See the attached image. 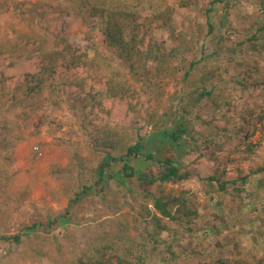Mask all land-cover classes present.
Masks as SVG:
<instances>
[{
    "label": "trees",
    "instance_id": "obj_1",
    "mask_svg": "<svg viewBox=\"0 0 264 264\" xmlns=\"http://www.w3.org/2000/svg\"><path fill=\"white\" fill-rule=\"evenodd\" d=\"M66 1L70 3L71 11L80 14L88 26L86 35L92 42L93 51L99 53L94 40L98 32L104 40L106 56L124 61L129 76L135 82L140 81L151 63L156 64L155 73L158 75L169 70L172 62L179 65L180 68L173 70L179 77L180 89L169 99L162 124H155L152 114L149 121L157 131L172 129L168 136L170 145L179 149L185 139L188 155L203 157L208 149L219 145L220 139L232 142L247 137L252 124L246 120L240 126L236 124L233 118L236 112L229 95H234L236 91L264 90V76L260 69L252 66H248V72L243 75H229L233 58L245 47H250L254 53L264 54V14L257 20L256 28L251 29V35L244 41L236 42L231 39L232 33H237V30L229 20V13L218 17L213 9L216 3L223 0H213L209 8L204 7L207 0H172L177 10L203 14L204 24L196 22L197 27L190 31H177L174 26L176 10L170 9L167 0ZM262 1L261 9L264 11ZM3 7L0 2V11ZM59 18L50 16L45 22L47 34H42L41 38L33 32L31 38L34 37L39 50L43 51L42 39H46L48 33L53 34L52 27ZM218 18L217 25L215 20ZM162 32L178 40L169 54L152 42ZM200 40L201 49L194 50L190 45H196ZM146 41H149L148 45ZM61 42L67 45L63 38ZM209 43L213 57L208 59L205 49ZM26 46L27 42L25 49ZM13 50L11 46L0 43V57L13 53ZM67 53H70L69 48L62 52L45 53L41 69L25 74L24 79L13 87H8L4 75H0V127L19 130L25 126L39 130L43 124H35L33 118L36 114L46 110L54 113L62 111L66 90L61 89L58 68L68 66L70 60L65 56ZM223 64H226L225 68ZM104 70L108 78L106 90L100 94L103 99L136 93L128 80L108 61ZM90 99L93 101L95 97ZM224 110L226 113H223ZM258 120L263 123L264 112ZM79 126L83 136L77 134V140L70 139L67 145L73 150L70 158L79 172L76 186L80 188L79 192L74 191L68 196L67 208L70 209L92 190L98 194L101 207L93 208L87 218H79L78 228H69L62 237H41L36 240L38 245L35 248H15L14 252L25 254L34 263L48 260L53 264H264V250L259 252L260 258L257 257L259 254L249 258L225 257L227 246L223 243L220 248L214 246L216 242L213 238L220 236L215 226L203 231L195 229L199 213L191 208L182 186L200 179V176L189 169L181 158L170 156L163 162H157L158 168L167 169L158 175L150 166H138L142 161L155 160L154 154L143 153L144 145L138 133L133 136L109 124L97 126L88 118L83 119ZM9 149L11 142L6 141L5 150ZM114 165H122L118 175ZM263 172L264 167L258 168L255 175ZM170 180L180 186L179 193H163L164 185ZM203 181L211 189L209 193L216 188L224 193V201L215 204L217 208L226 211V208L242 207L237 200L244 190L240 187L229 190L236 182H221L217 177ZM246 181V178L241 180L243 186ZM115 182L120 185L132 183L135 189L120 190ZM157 184L159 194L152 190ZM126 197L140 202V211L135 218H130L123 211ZM244 210H247L246 207ZM171 224L186 228L194 236L195 243L191 244L190 253L180 252L185 233L172 228ZM12 239L19 241L20 236Z\"/></svg>",
    "mask_w": 264,
    "mask_h": 264
},
{
    "label": "rangeland",
    "instance_id": "obj_2",
    "mask_svg": "<svg viewBox=\"0 0 264 264\" xmlns=\"http://www.w3.org/2000/svg\"><path fill=\"white\" fill-rule=\"evenodd\" d=\"M212 1L207 0L204 7L209 8ZM0 2L4 6L0 11V43L14 49L13 53H5L0 57V75H4L8 87L22 81L25 74L39 71L45 53L70 49V53L65 54L67 60H70L68 66L58 68L61 89L66 90L63 93L62 111L54 113L46 110L36 114L33 118L35 124H43L39 130L25 126L19 130L0 127V264H53L48 260L34 263L25 254L14 252V249L35 248L38 245L36 240L41 237L60 238L69 228H78L79 218H87L93 208L101 207L98 194L92 190L70 209L67 208L68 196L74 191L79 192L80 188L76 186L79 172L70 158L73 150L67 144L70 139L76 141L77 134L83 136L79 124L86 118L97 126L109 124L133 136L138 133L144 145L143 153L154 154L155 157L153 162H140L139 167L150 166L160 175L167 169L158 168L157 162L176 156L189 169L195 170L200 179L182 186L187 192L191 208L199 213L195 229L203 231L209 226H215L220 236L213 238V242H216L214 246L220 248L225 244L228 250L225 257L249 258L264 250V172L255 175L258 168L264 167V121L260 123L258 120L264 112L263 89L247 93L236 91L234 95H229L236 112L233 117L236 124L240 126L245 120L252 124L248 139L237 138L232 142L220 139L219 145L212 146L203 157L199 154L188 155L187 140L183 139L178 149L168 143L172 129L157 131L149 123L152 114L154 123L162 124L169 99L180 89L179 77L173 70L180 68L176 62L170 63L169 70L159 75L155 73L156 64L151 63L140 81L135 82L129 76L124 61L115 56H106L104 40L98 32L94 40L99 53L93 51L92 42L86 35L88 26L80 14L71 11V5L66 0ZM262 2L223 0L216 3L213 9L218 17L229 13V20L237 30V33H232L231 39L241 42L251 35V29L256 28L257 20L264 14ZM167 5L171 10H176L174 26L177 31H190L197 27V23L204 24L202 13L177 10L172 0H167ZM52 15L60 18L52 27L53 34L48 33V37L42 39L44 44L41 51L31 36L33 32L40 38L42 34H47L45 22ZM218 22L219 18L215 20L217 25ZM62 38L67 42L66 46L61 42ZM175 38L162 32L152 42L160 45L165 54H169L171 48L178 44ZM26 42L27 49L24 48ZM201 44L202 40L190 46L199 51ZM207 46L205 55L209 59L213 57V51L211 43ZM105 59L128 80L136 93L113 99L102 98L100 94L106 90L105 82L108 78L104 70ZM223 65L225 68L226 64ZM248 66L257 67L264 76V54L254 53L250 47H245L233 58L229 77L247 73ZM92 96L95 97L93 101L90 99ZM6 141L11 142L9 151L5 150ZM121 170L122 165H114L117 175ZM210 177H217L226 183L236 182L229 190L236 187L244 190L242 197L237 200L242 207L226 208L225 212L217 208L215 204L224 201V193L218 188L209 193L211 189L203 180ZM243 178L247 179L244 186L241 182ZM115 186L123 191L130 187L135 189L129 182L126 185L115 182ZM180 189L179 185L170 180L164 185L163 193H179ZM152 190L159 194V184ZM124 202L126 205L123 211L130 218H135L140 211V202L131 197H126ZM245 207L247 210L242 211ZM171 226L184 231L180 252L190 253V246L195 243L194 236L178 224ZM15 236H20L19 241L12 239Z\"/></svg>",
    "mask_w": 264,
    "mask_h": 264
}]
</instances>
